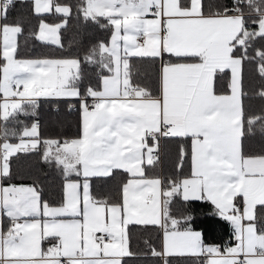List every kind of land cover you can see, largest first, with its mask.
I'll use <instances>...</instances> for the list:
<instances>
[{
    "label": "snow or ice",
    "instance_id": "snow-or-ice-1",
    "mask_svg": "<svg viewBox=\"0 0 264 264\" xmlns=\"http://www.w3.org/2000/svg\"><path fill=\"white\" fill-rule=\"evenodd\" d=\"M18 2L39 20L27 36L22 16L8 22ZM73 18L108 38L82 58L21 55V37L63 50ZM249 68L264 99V0H0V264H129L149 229L160 243L144 255L159 264H264V110L246 103ZM42 99L79 103L76 136L19 119ZM31 153L59 173L56 198L38 178L13 182V158ZM203 203L213 223L196 226ZM218 222L230 239L210 243Z\"/></svg>",
    "mask_w": 264,
    "mask_h": 264
},
{
    "label": "trees",
    "instance_id": "trees-1",
    "mask_svg": "<svg viewBox=\"0 0 264 264\" xmlns=\"http://www.w3.org/2000/svg\"><path fill=\"white\" fill-rule=\"evenodd\" d=\"M22 16L25 22V36L36 28L39 20L28 13L27 5L18 2L14 11L9 14V21L12 22L17 16ZM48 22H52L49 18ZM103 23V21H101ZM109 36L107 29L101 28L83 20L77 21L73 18L67 29L63 32L64 49L60 50L53 46H45L33 39L24 40L20 38L21 55L25 58L38 57H61L77 56L81 58L85 49L92 43L105 40ZM259 81L254 78L251 69H248L246 77V90L248 99L246 103L250 113L259 114L264 110V99L255 95L258 91ZM69 105H72L70 108ZM37 116H21L19 119L24 124L30 125L33 119L40 122L41 134L44 138H71L78 134L79 103L76 100L62 101L57 99H42L40 106L36 110ZM19 126L15 122L9 125V128L15 129ZM14 142V141H13ZM176 147L173 144L165 145L163 166L170 169L172 161L175 158ZM13 172L15 173V183H31L33 179H39L45 191V198H56L59 192L61 178L54 166H49L41 161L39 153L21 154L19 159L12 160ZM116 180L110 181L103 186L104 191L114 188ZM99 189V185L97 186ZM212 213L210 204L203 203L195 206L194 215L197 217L196 226H204L213 223L206 219ZM230 229L224 222L216 224L215 231L206 236L210 243H225L230 239ZM145 241H150L154 246H159L158 233L155 229L148 231H137L133 235L132 246L137 252L138 257L129 261V264H159L158 261L150 257H145L147 248Z\"/></svg>",
    "mask_w": 264,
    "mask_h": 264
},
{
    "label": "crops",
    "instance_id": "crops-1",
    "mask_svg": "<svg viewBox=\"0 0 264 264\" xmlns=\"http://www.w3.org/2000/svg\"><path fill=\"white\" fill-rule=\"evenodd\" d=\"M78 122H79V118H78ZM14 142H16V141H14ZM159 243H160V241H159Z\"/></svg>",
    "mask_w": 264,
    "mask_h": 264
}]
</instances>
